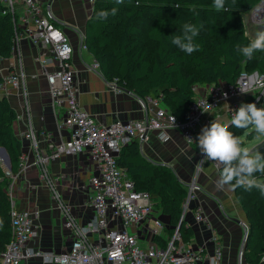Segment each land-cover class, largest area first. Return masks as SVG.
<instances>
[{
	"label": "built area",
	"instance_id": "obj_1",
	"mask_svg": "<svg viewBox=\"0 0 264 264\" xmlns=\"http://www.w3.org/2000/svg\"><path fill=\"white\" fill-rule=\"evenodd\" d=\"M50 1L0 0L5 5L3 13L13 16L15 44L21 38H29L48 48L42 59L47 91L55 109H64L59 127L69 132L66 139L56 142L52 132L30 126L24 136L31 139L36 147L40 140L48 143L47 150L37 149V163L42 168L43 176H47V165L64 155L86 152L97 163L99 172L90 178L93 191L91 204L96 216L85 224H79L70 208L61 203L65 210V226L74 234L70 247L61 253L29 247L30 240L38 234L34 214L28 208L17 207L12 182L8 188L12 238L0 255V264H24L34 256L51 264H203L206 258L208 264H221L223 242L203 207L196 206L193 216L196 222L205 224L213 231L215 247L211 255H206V249L201 245L184 242L178 228L171 236L165 234L166 225L157 216L150 193L137 189L136 182L118 165L117 157L123 146L136 139L142 140L150 129H156L160 138L167 140V130L175 128L182 133L187 144L194 145L202 128L216 120L223 103H226L231 120L234 110L239 108L240 99L248 93L256 95L253 103L264 105V72L244 71L237 83L202 85L205 89L203 92H200V86H195L197 96L190 105L186 119H179L170 112L159 97L147 96L144 99L149 105L147 116L101 124L80 102L72 62L73 45L64 29L56 23L49 8ZM88 2L93 4L95 0ZM246 21L256 29L264 23V0L246 13ZM50 65H54V68H50ZM25 84L23 69L9 71L1 76L0 96L9 87L21 90ZM25 168L22 153L19 172L12 180L15 181ZM196 189L195 181L191 182L184 211L190 200L195 198ZM55 195L59 197L58 193ZM142 239L147 242L145 247L141 246ZM161 239L165 240V244Z\"/></svg>",
	"mask_w": 264,
	"mask_h": 264
},
{
	"label": "trees",
	"instance_id": "obj_2",
	"mask_svg": "<svg viewBox=\"0 0 264 264\" xmlns=\"http://www.w3.org/2000/svg\"><path fill=\"white\" fill-rule=\"evenodd\" d=\"M261 0H227L228 11L217 12L213 0H95L87 21L84 45L94 54L107 79L133 91L139 97H159L161 103L179 119H186L190 105L197 96L196 85L237 83L242 72H264V52L251 60L243 57L237 46L246 45L251 33L245 23L246 13ZM0 2V58L13 54L15 23L13 16L4 14ZM117 11L113 15L111 9ZM101 10L109 11L107 19H97ZM192 23L200 28L194 38L200 47L187 55L171 43L169 36L181 34L182 25ZM259 31L256 29V32ZM255 32V33H256ZM1 79V76H0ZM256 95L248 93L239 101L253 103ZM264 108V105L257 104ZM17 113L5 96H0V147L6 148L11 160V175L0 164V255L12 238L11 200L8 194L13 176L19 172L22 141L14 131ZM229 131L240 136L248 132L258 135L251 127L239 129L230 124ZM196 150H200L197 142ZM1 159V158H0ZM118 165L136 182L138 190L148 191L155 211L168 218L166 235L179 229L184 242L194 237V229L182 217L188 187L168 165L151 161L144 155L140 140L122 147ZM222 166H219L221 173ZM255 176L264 180V174ZM245 212L249 235L244 256L249 264H264V195L256 188L234 187ZM165 244V240H160Z\"/></svg>",
	"mask_w": 264,
	"mask_h": 264
},
{
	"label": "crops",
	"instance_id": "obj_3",
	"mask_svg": "<svg viewBox=\"0 0 264 264\" xmlns=\"http://www.w3.org/2000/svg\"><path fill=\"white\" fill-rule=\"evenodd\" d=\"M49 8L56 23L72 42L75 84L83 108L101 124L147 116L149 105L144 99L128 91L116 78L107 79L99 64L96 65L94 54L84 45L93 4L88 0H51ZM47 50V47L29 38H21L10 58H0V76L19 69H23L26 75L24 89L9 87L3 96L17 113L14 131L22 141L26 164L19 177L11 181L14 200L18 208H28L33 212L38 230L28 245L61 253L70 247L74 239L72 230L65 226L62 204L70 208L79 224L95 218L90 178L99 172V166L86 152L64 155L51 161L47 165V176H43L42 168L37 163V149L47 150L48 143L40 140L36 147L31 139L24 136L30 126L52 132L56 142L69 135L67 129L59 127L64 109H55L47 91V79L42 69V59ZM50 68H54V65H50ZM199 90L203 92L205 89L200 85ZM224 111H227L226 103H223L220 113ZM224 117L220 116L217 120L226 125L230 118L225 123ZM167 133L169 138L163 140L156 129H150L140 140L141 149L151 161L170 166L187 187L195 181V198L190 200L183 217L194 229V237L189 244L205 247L206 255L214 252L213 231L205 224L196 222L193 216V209L201 205L223 242L221 264H249L241 251L248 229L247 219L234 187L226 186L218 190L215 186L220 175L217 163L202 156L194 145L187 144L179 130L169 128ZM55 193H58V198ZM156 214L165 225L168 224L167 216ZM24 264L51 263L34 256ZM203 264H208L207 258Z\"/></svg>",
	"mask_w": 264,
	"mask_h": 264
},
{
	"label": "clouds",
	"instance_id": "obj_4",
	"mask_svg": "<svg viewBox=\"0 0 264 264\" xmlns=\"http://www.w3.org/2000/svg\"><path fill=\"white\" fill-rule=\"evenodd\" d=\"M115 3L122 4L123 0H115ZM227 0H213L212 7L217 11H228ZM236 0H232L235 5ZM111 14L117 9L112 8ZM109 11L101 10L97 13V19H107ZM192 23L182 25L181 34L169 36L171 43L187 55H192L199 50V45L194 38L200 33V28ZM245 38H249L246 32ZM239 53L248 60H251L255 53L264 52V29L257 31L254 37L243 46H237ZM243 93V92H241ZM231 124L239 129L250 127L259 135L264 136V108L258 107L256 103H242L234 110ZM202 156L222 166V171L216 181V188L223 190L226 186L243 187L246 190L256 188L264 195V180L258 179L255 173L264 174V153L244 146L240 136L234 135L228 127L212 120L209 125L202 128L196 138ZM0 221V225H2Z\"/></svg>",
	"mask_w": 264,
	"mask_h": 264
},
{
	"label": "rangeland",
	"instance_id": "obj_5",
	"mask_svg": "<svg viewBox=\"0 0 264 264\" xmlns=\"http://www.w3.org/2000/svg\"><path fill=\"white\" fill-rule=\"evenodd\" d=\"M20 8H21V7L18 6V10H20ZM246 26H247L248 31H249L252 35H254L255 32H256V28H255L253 25H251V23L248 22V21H246ZM199 86H200V85H196V87H199ZM221 108H222V107H221ZM220 116H225V117H224V119L226 118V119H225V123H226L227 121H229V118H230V117H229L227 111H224V112L220 113V114L218 115V117L216 118V120H217ZM241 139H242L243 142H244V146L250 147V148H252V149H253V147H254L255 145L264 142V136H259V135L251 136V135H249L248 132L243 133V134L241 135ZM258 151H260L261 153H264V146L261 147L260 149H258ZM2 156L6 159V156H5L4 154H2ZM2 162H3V161H2ZM3 164L6 165V160H5V162H3ZM146 245H147V242L144 241V240L142 239V240H141V246L145 247Z\"/></svg>",
	"mask_w": 264,
	"mask_h": 264
},
{
	"label": "water",
	"instance_id": "obj_6",
	"mask_svg": "<svg viewBox=\"0 0 264 264\" xmlns=\"http://www.w3.org/2000/svg\"><path fill=\"white\" fill-rule=\"evenodd\" d=\"M261 29H264V23L261 24V25L259 26V28H258V30H261ZM127 90H128V91H131V90H129V89H127ZM230 124H231V120H230L225 126L228 127ZM146 134H147V133H145V135L142 137V139L145 138ZM263 146H264V142L255 145V146L253 147V150H258V149H260V148L263 147ZM0 151H1L2 154H4V155L6 156V165L3 164V162L1 161V159H0V164H1V165L3 166V168L6 170V174H7V175H11V160H10L9 153H8V151L6 150V148H4V147H0ZM248 235H249V231H248V229H246L245 237H244V241H243V245H242V247H241V251H242V252H243L244 249H245L246 240H247Z\"/></svg>",
	"mask_w": 264,
	"mask_h": 264
},
{
	"label": "bare ground",
	"instance_id": "obj_7",
	"mask_svg": "<svg viewBox=\"0 0 264 264\" xmlns=\"http://www.w3.org/2000/svg\"><path fill=\"white\" fill-rule=\"evenodd\" d=\"M0 158H1V161L5 162L6 159L2 156L1 151H0Z\"/></svg>",
	"mask_w": 264,
	"mask_h": 264
}]
</instances>
